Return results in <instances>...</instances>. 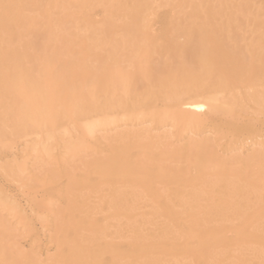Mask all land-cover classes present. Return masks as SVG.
<instances>
[{
    "label": "bare ground",
    "instance_id": "bare-ground-1",
    "mask_svg": "<svg viewBox=\"0 0 264 264\" xmlns=\"http://www.w3.org/2000/svg\"><path fill=\"white\" fill-rule=\"evenodd\" d=\"M0 264H264V0H0Z\"/></svg>",
    "mask_w": 264,
    "mask_h": 264
},
{
    "label": "rangeland",
    "instance_id": "rangeland-1",
    "mask_svg": "<svg viewBox=\"0 0 264 264\" xmlns=\"http://www.w3.org/2000/svg\"><path fill=\"white\" fill-rule=\"evenodd\" d=\"M13 192H14V191H13V188H11L10 193H13ZM20 206L24 207V208L26 209V211H27V206L25 205V200H22V201L20 202ZM28 212H29V210L27 211V213H28ZM37 227L39 228L40 225L37 224ZM51 250H52V251H51ZM53 253H54V250H53V249H50V251L47 252L48 255H52Z\"/></svg>",
    "mask_w": 264,
    "mask_h": 264
}]
</instances>
